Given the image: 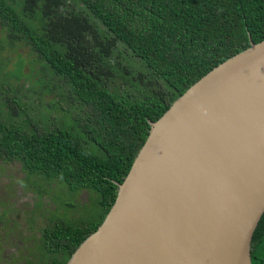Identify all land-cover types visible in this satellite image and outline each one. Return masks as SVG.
Here are the masks:
<instances>
[{"label":"trees","instance_id":"1","mask_svg":"<svg viewBox=\"0 0 264 264\" xmlns=\"http://www.w3.org/2000/svg\"><path fill=\"white\" fill-rule=\"evenodd\" d=\"M262 39L264 0H0V164L90 192L85 218L42 228L37 264H66L104 220L151 122ZM251 261L264 264V213Z\"/></svg>","mask_w":264,"mask_h":264},{"label":"water","instance_id":"2","mask_svg":"<svg viewBox=\"0 0 264 264\" xmlns=\"http://www.w3.org/2000/svg\"><path fill=\"white\" fill-rule=\"evenodd\" d=\"M264 213V39L156 120L114 203L66 264H252Z\"/></svg>","mask_w":264,"mask_h":264},{"label":"rangeland","instance_id":"3","mask_svg":"<svg viewBox=\"0 0 264 264\" xmlns=\"http://www.w3.org/2000/svg\"><path fill=\"white\" fill-rule=\"evenodd\" d=\"M19 52L25 53L23 49ZM13 56L10 53L5 64L6 69L14 67L10 77L22 74V68L13 65ZM24 72H29L28 64ZM20 167L18 162L0 164V264H37L42 228L59 219L82 220L84 206L90 202V192L68 195L60 185L49 187L39 176H27Z\"/></svg>","mask_w":264,"mask_h":264}]
</instances>
